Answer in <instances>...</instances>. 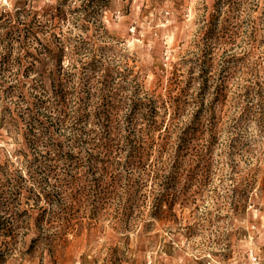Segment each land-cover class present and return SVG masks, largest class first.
<instances>
[{
    "label": "rangeland",
    "instance_id": "rangeland-1",
    "mask_svg": "<svg viewBox=\"0 0 264 264\" xmlns=\"http://www.w3.org/2000/svg\"><path fill=\"white\" fill-rule=\"evenodd\" d=\"M63 46L72 110L112 108L117 126L145 136L121 142L123 160L136 146L149 156L132 166L160 178L157 188L151 177L142 188H46L50 200L2 188L14 230L0 233V264H254L252 252L264 264V0H0V78L12 80L19 59L41 68L24 80L31 102L50 68L33 56ZM7 102L0 165L18 178L24 129L4 119ZM63 146L73 161H48L59 175L103 158L92 138ZM69 214L74 227L58 219Z\"/></svg>",
    "mask_w": 264,
    "mask_h": 264
},
{
    "label": "trees",
    "instance_id": "trees-1",
    "mask_svg": "<svg viewBox=\"0 0 264 264\" xmlns=\"http://www.w3.org/2000/svg\"><path fill=\"white\" fill-rule=\"evenodd\" d=\"M215 19L219 20L218 17ZM214 32V29L209 31L208 37L212 38ZM65 51V46L58 48L57 51L47 48L44 60L33 56L36 65L41 62L42 67L50 68L49 72H46V77L40 76L39 79L33 81V89L39 90L40 95H30L32 102L26 95L28 83L24 80L30 78L32 72H35L37 76L40 75L41 68L33 63L24 67L19 59L16 68L18 72L14 74V78L10 81H7V78H0V97L5 95L7 103L10 102L15 107V109L6 107L4 119L10 115V123L19 129H24V148L16 151V155L27 160L25 167L27 176H23L21 173L18 178H14V175H10L6 170L3 171L4 167L0 165V226L6 225L3 228L5 230L0 233H5L4 235H11L14 230V224L11 222L13 210L9 207H7L8 210L1 208L5 206L4 202H8L6 195L9 192H5V188H39L40 191L34 195L37 200L44 197L50 200L51 194L46 192V188H142L145 177H151L155 185L154 188H157V180L160 178L158 169H150L146 166L147 164L142 168L134 167L131 164L132 161L142 163L149 156L148 153L135 146L128 151L125 161L121 157L124 148L121 146V142L138 143V139L145 138L144 134L140 136V131L132 129L131 126L127 128L124 125L117 126L114 110L108 106L105 107V103H102L94 112H87L80 104L74 108L75 110H72L70 95L65 89L66 80L64 77L69 76L64 65ZM6 58L4 56V60ZM5 65H7L5 61L0 62V67ZM93 71L95 72V70ZM2 72L5 73L4 70ZM47 82L50 84V93L47 90ZM78 99L82 101L80 98ZM105 99L106 96H103L101 100ZM91 121H93V127L90 128ZM88 138L93 139L99 153L103 154V158L100 159L99 164L89 163L87 170L81 176L73 175L72 170L79 169L78 167L70 165L69 168L72 166L73 169L69 173L65 172L59 175L61 168L48 163V161L56 162V156L64 155L63 144L65 142L73 141L84 144L87 143ZM63 155L60 156L61 161H73L68 155L65 157ZM116 156H118V160L113 159ZM169 170L170 174L165 184L167 186L164 188H171V184L176 181L173 178V166L169 167ZM17 172L20 173L19 170ZM11 194L13 196L12 192ZM48 204L50 205L49 202ZM10 205L13 203L10 202ZM98 211L95 208L90 218L95 219ZM160 211L161 207L156 205L152 216L157 218ZM47 212L48 210H43V215H46ZM73 217L69 214L68 218L62 215L58 219L67 220V223L74 227L72 225ZM68 232L69 229L66 228L62 234Z\"/></svg>",
    "mask_w": 264,
    "mask_h": 264
},
{
    "label": "built area",
    "instance_id": "built-area-1",
    "mask_svg": "<svg viewBox=\"0 0 264 264\" xmlns=\"http://www.w3.org/2000/svg\"><path fill=\"white\" fill-rule=\"evenodd\" d=\"M250 257H251V260L254 264H260L259 257L257 255H255L254 252L251 253Z\"/></svg>",
    "mask_w": 264,
    "mask_h": 264
}]
</instances>
